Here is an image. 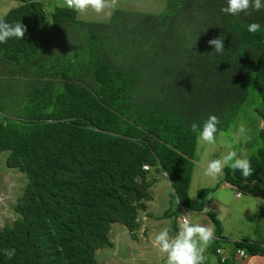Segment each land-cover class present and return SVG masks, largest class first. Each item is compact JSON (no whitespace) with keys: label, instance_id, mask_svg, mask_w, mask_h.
Returning <instances> with one entry per match:
<instances>
[{"label":"trees","instance_id":"obj_1","mask_svg":"<svg viewBox=\"0 0 264 264\" xmlns=\"http://www.w3.org/2000/svg\"><path fill=\"white\" fill-rule=\"evenodd\" d=\"M224 6L166 0L159 13L115 11L97 22L66 5L18 0L1 15L27 31L0 43V151L25 175L11 205L17 215L0 226V264H102L95 249L112 245L111 222L134 235L159 172L179 205L203 207L215 186L188 193L198 137L191 124L216 115L228 130L247 83L264 122V10L232 16ZM251 22L261 31L248 32ZM219 36L223 55L207 44ZM257 135L247 153L252 175L226 168L221 181L262 196L261 124ZM233 245L264 255V244L246 237Z\"/></svg>","mask_w":264,"mask_h":264},{"label":"rangeland","instance_id":"obj_2","mask_svg":"<svg viewBox=\"0 0 264 264\" xmlns=\"http://www.w3.org/2000/svg\"><path fill=\"white\" fill-rule=\"evenodd\" d=\"M41 1L44 2L46 10L51 9L54 4H58L61 2L60 0ZM17 3L18 0H0V16L9 7L14 6ZM46 20L49 21V17H47ZM118 24L119 27L122 26V22ZM77 29L79 28L77 27ZM126 32L127 31H124V33ZM246 87L248 88L247 97L240 104L238 111L228 130H220V132L217 134L216 143L214 145L201 143L199 142V139L197 137L194 151V167L192 169L191 178L188 185V193L190 195H194L196 193V189L201 186L215 185V179L204 175V167L206 166L208 160L219 158L222 153L228 151L226 145L231 144L235 150L245 155H247L249 151L255 152L256 147L260 145V139L257 135V128L260 124L264 127V122L259 119V116L254 110V107L259 104V96L257 91L252 88L249 83L246 84ZM6 88L10 89L9 86H6ZM3 89H5L4 86ZM14 97H16V95H14ZM240 124H244L247 129V140H245L243 137H239L236 135L237 128ZM5 154L6 150L0 151V226L4 223H11L12 219L16 217L17 214L11 209V205L14 202L16 196L21 193L23 182L25 181V175L23 172L19 171L14 167H8L5 165ZM159 174L160 173H158V175ZM221 182L224 185H221L219 183L220 188L218 189V191H220L222 188V194L223 192H227V186L224 181ZM258 190L261 191V195L264 197V182L263 184H260V186H258ZM149 192L152 195L156 196L153 201H146L151 207V210L154 207L155 210H160L164 207L165 210H168V213L166 215L160 214L159 218H157V216H150L144 218L142 217V213H139L137 214L138 222H143L145 224L146 220L148 219H151L152 222H155L152 227L151 234H153V236H151V238H154L155 234H157L163 228V225L164 227L168 226V223L170 221V224L174 227V230L172 232L176 233L177 229L175 227L174 220L179 215L172 214V211H174V208H176V200L171 193L169 183L168 185L164 183L158 185V183H156L155 185L149 187ZM240 192L241 199L245 196H249L254 199L256 197L253 194L242 192L241 190ZM215 197L217 198V193L215 194ZM234 202L235 201L232 200V203ZM260 202H250L252 208H254L256 204V211L253 212L251 210L252 208H250V211L248 212L250 215L244 214V212H237V214L233 215L227 210L230 215L225 223V226H227L230 231L239 230V232H243L246 234H249L254 230L255 233L259 234L264 238V203L261 204ZM207 207L208 206L203 203V210H205V208ZM185 208L189 209L187 207ZM192 212L196 214L193 209ZM215 214L218 215V212H216ZM180 217L178 220L179 223L181 221ZM221 223H224V221L222 220ZM147 224L151 225L149 222H147ZM176 226H178V223ZM134 232L136 233L137 238H135V234L132 235V233H130V231H128L126 227L120 222H111L107 234L109 240L112 242V245H105L96 248V260L102 264H165V259L158 260L156 258L158 257V253L156 251H150V248L146 246L143 234H139L142 233L139 228L134 230ZM148 233L150 234V232ZM139 241L143 242L140 243ZM230 243L231 240L229 241L227 239H223L221 245L224 249L229 251L231 249V245H233V243Z\"/></svg>","mask_w":264,"mask_h":264},{"label":"clouds","instance_id":"obj_3","mask_svg":"<svg viewBox=\"0 0 264 264\" xmlns=\"http://www.w3.org/2000/svg\"><path fill=\"white\" fill-rule=\"evenodd\" d=\"M64 3L68 9L81 15L91 11L97 15L102 14L106 19H109L117 7L118 0H64ZM262 10H264V0H225V6L220 9L221 12L232 16L241 14L248 16L253 12ZM26 31V26L19 21L10 23L3 16H0V43H6L11 38L23 39ZM247 31L255 34L261 31V24L251 22L247 26ZM223 40L224 37L219 36L208 40L207 44L213 46V51L216 54L223 55L225 51ZM220 124L221 120L218 116L209 115L202 125L193 122L191 130L194 133L198 132L199 142L214 145L217 134L220 132ZM236 135L247 140V129L244 124L238 126ZM226 147L228 151L222 153L219 158L207 161L204 167V175L218 181L223 177L224 170L230 168L239 171L244 178L250 177L253 173V167L247 155L235 150L231 144L226 145ZM168 183L171 185L170 181ZM178 202L179 200H177ZM251 210L255 212L256 207ZM214 240L215 225L211 222L202 223L187 213L182 215L174 236L170 234V228L165 226L155 234L153 244L158 248L160 255L165 258V264H204L205 252ZM3 251L9 259L16 254L14 248Z\"/></svg>","mask_w":264,"mask_h":264},{"label":"crops","instance_id":"obj_4","mask_svg":"<svg viewBox=\"0 0 264 264\" xmlns=\"http://www.w3.org/2000/svg\"><path fill=\"white\" fill-rule=\"evenodd\" d=\"M60 1L61 2L58 3V5H65L64 0H60ZM165 5H166V0H118L117 7L113 11V13L115 11H120V12H142V13L155 14V13H159V12L163 11L165 8ZM75 17L79 20H84V21L107 22L111 19L112 16L109 19H106L102 14L97 15L91 11H89V13H87L85 15H81L75 11ZM159 173H160L159 175L157 173L158 176H156V180L152 183V185H155L156 183H158V185L161 183L168 185V179L165 176L164 172H159ZM219 183L221 185H224L221 182V178L218 181L215 180V185H213V186H215L214 189L208 194L206 200L204 201V204H206L208 207L205 208V210H203V207H201V209H199V210L193 209V211L196 214H194L192 212V209H186V208L182 207L181 205H179L177 202H175L176 208H174V211H172V214L173 215L174 214L179 215L174 220L175 221L174 224H175L176 229L178 230V226H176V225H177V223L179 225V222H178L179 217L180 216L182 217V215H185L187 213H190L192 216L199 219L202 223L207 224V223L211 222L212 224L215 225V234H216L215 237H216V239L213 241L211 246L207 248V250L205 252L204 264H264V255H262V254L249 253L243 247V249L247 253V256L245 258H241V257L235 256V254H234V250L236 248H238L239 246L231 245V249L228 251V250L224 249L223 246L221 245L223 239L224 240L227 239L229 241L231 240L230 244H232L234 241L241 240L244 237H246L248 240H251L254 242L258 241L262 245L264 244V238L262 236H260L259 234L255 233L254 230L251 233L246 234L243 232L242 233L239 232V230L230 231L227 228V226H225V223H226V221L230 215L228 213V211L230 213H232L233 215L237 214V212H239V213L244 212V214H249L248 212L250 211V208H252V206L250 205V202L255 201V203H256V201H259V202L261 201L260 203L262 204V203H264V197L255 195L254 193H249V194H253L254 196H256L255 199L251 198L249 196H245L244 198L241 199V194L238 196L236 195L238 190L236 188H234L228 182H225V184L227 186V190H226V188H225V190L227 192H223L221 194L222 188L220 191H218V189L220 188ZM223 187H225V186H223ZM216 193H217V198L215 197ZM190 196L194 197L195 194L190 195ZM155 197H156L155 195L151 194V198L149 199V201H153L155 199ZM232 200H234L235 202L232 203ZM255 207H256V204H255ZM164 210H165L164 207L160 210H155V207H154L151 210V207L148 205V203H146V209L143 211L139 210L137 214L142 213V217H144V218L150 217V216H157V218H159L160 214H163ZM202 210H203V212H202ZM216 212H218V215L215 214ZM181 217H180V220H181ZM137 218H138V215H137ZM213 218L217 220L218 225H219V230H217V225L213 221ZM222 220L224 221V223H221ZM147 222H149L151 225H148ZM170 223H171V221L168 223L167 227L170 228V234L174 236L176 233L172 232L174 230V227ZM154 224H155V222H152L151 219L146 220L145 224L143 222L142 223L139 222L138 228L142 232L139 234H143L145 244H146V246H148L150 248V251H156L158 253V257H156V258L158 260H162L165 258L160 255L158 248L155 247L153 244V238H151V236H153V234H151V232H152V227ZM163 227H164V225H163ZM148 232H150V234ZM134 234H135L134 235L135 238H137V235L135 232H134ZM139 242L142 243L143 241H139ZM214 247H221L222 248L223 254L226 257L225 262L220 263L217 260V255L213 249Z\"/></svg>","mask_w":264,"mask_h":264},{"label":"built area","instance_id":"obj_5","mask_svg":"<svg viewBox=\"0 0 264 264\" xmlns=\"http://www.w3.org/2000/svg\"><path fill=\"white\" fill-rule=\"evenodd\" d=\"M142 167L146 168L147 165L143 164ZM181 219H182V217H181ZM214 251H215V253L217 255V259H218L219 262L225 261L226 257H225L224 254H222V251H221L220 247H215ZM234 254H235V256L241 257V258H245L247 256V253L245 252V250L243 248H236L234 250Z\"/></svg>","mask_w":264,"mask_h":264},{"label":"bare ground","instance_id":"obj_6","mask_svg":"<svg viewBox=\"0 0 264 264\" xmlns=\"http://www.w3.org/2000/svg\"><path fill=\"white\" fill-rule=\"evenodd\" d=\"M240 194H241V192H240V191H238L236 195L238 196V195H240Z\"/></svg>","mask_w":264,"mask_h":264}]
</instances>
